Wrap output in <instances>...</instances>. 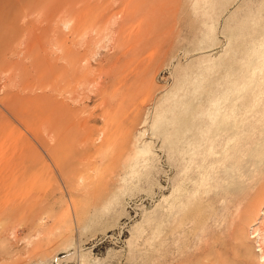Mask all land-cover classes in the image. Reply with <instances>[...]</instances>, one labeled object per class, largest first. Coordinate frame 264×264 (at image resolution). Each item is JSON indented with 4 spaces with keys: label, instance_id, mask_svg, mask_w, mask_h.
Listing matches in <instances>:
<instances>
[{
    "label": "rangeland",
    "instance_id": "obj_1",
    "mask_svg": "<svg viewBox=\"0 0 264 264\" xmlns=\"http://www.w3.org/2000/svg\"><path fill=\"white\" fill-rule=\"evenodd\" d=\"M253 207L264 0H0V264H264Z\"/></svg>",
    "mask_w": 264,
    "mask_h": 264
},
{
    "label": "bare ground",
    "instance_id": "obj_2",
    "mask_svg": "<svg viewBox=\"0 0 264 264\" xmlns=\"http://www.w3.org/2000/svg\"><path fill=\"white\" fill-rule=\"evenodd\" d=\"M72 65V64H71ZM65 67H67V64H66V66ZM73 67V66H72ZM63 68H64V66H63ZM63 68H61L62 70H64ZM70 68H71V66H70ZM67 71H65V72H67V73H70V72H68V68L66 69ZM79 70V69H78ZM56 71V70H55ZM74 71V70H73ZM73 71L71 72L72 74H74L73 73ZM60 72H61V70H60ZM56 73V72H55ZM64 73V72H63ZM68 74L70 77H73L72 76V74ZM66 74V73H65ZM59 75V74H58ZM61 75H62V73H61ZM64 75V74H63ZM68 75H65V78H64V80L62 79L63 77H61V79L64 81V82H66L67 80H66V77L68 76ZM75 75V74H74ZM69 77V78H70ZM68 78V77H67ZM62 82V81H61ZM57 85V84H56ZM62 85V84H61ZM47 117H49V116H47ZM50 120V119H49ZM79 161H81L82 159H78ZM86 162V161H85ZM84 162V160L82 161V164L83 163H85ZM78 164H80V162H77ZM86 164V163H85ZM88 164V163H87ZM250 207V206H249ZM248 207V208H249ZM254 208V207H253ZM251 209H252V207H251ZM247 211H249L250 210V208H249V210L248 209H246ZM254 210H255V208H254ZM256 214H255V218L252 220V222L250 223L251 225H254V224H256L258 221H257V217H259V215L260 214H263L264 215V211H262V209H260L259 207H258V210H257V208H256ZM241 212V211H240ZM251 213V212H250ZM252 214H253V211H252ZM253 214V215H254ZM240 216V217H239ZM239 216L237 215L236 216V218L234 219V220H232L229 224H228V226L230 227V228H233L234 230L235 229H238L239 231L243 228V226H242V223L240 222V221H242V218H243V216H244V219L247 217V218H249L250 217V215L248 216V215H246L245 213H243L242 215L241 214H239ZM254 217V216H253ZM243 219V220H244ZM264 220V219H263ZM259 221H262V220H259ZM239 222V224H237ZM243 223H244V221H243ZM258 223H260V222H258ZM257 223V224H258ZM237 224V225H236ZM249 224V223H248ZM250 226V225H249ZM261 226H263L264 227V222L263 223H261ZM260 226V227H261ZM260 227L258 226H256L254 229H253V235L250 237V238H255V237H259V239H260V231H261V229H260ZM232 229V230H233ZM241 231H243V229L241 230ZM243 233V232H242ZM241 233V234H242ZM264 234V233H263ZM243 235V234H242ZM262 236V235H261ZM259 242V241H258ZM246 244V243H245ZM240 245V244H239ZM242 249V248H241ZM259 252H260V256H259V259H261L262 261H264V237H262V240H261V243L259 244V250H258ZM241 261H243V260H241ZM245 261V260H244ZM239 263H240V260H239Z\"/></svg>",
    "mask_w": 264,
    "mask_h": 264
}]
</instances>
